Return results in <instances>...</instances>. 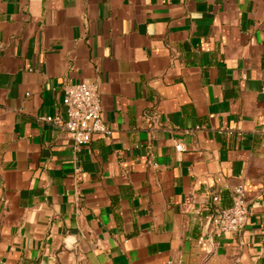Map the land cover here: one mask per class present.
Returning a JSON list of instances; mask_svg holds the SVG:
<instances>
[{"label":"crops","instance_id":"1","mask_svg":"<svg viewBox=\"0 0 264 264\" xmlns=\"http://www.w3.org/2000/svg\"><path fill=\"white\" fill-rule=\"evenodd\" d=\"M67 79L112 131L79 149ZM263 126L264 0H0V264H264Z\"/></svg>","mask_w":264,"mask_h":264},{"label":"built area","instance_id":"2","mask_svg":"<svg viewBox=\"0 0 264 264\" xmlns=\"http://www.w3.org/2000/svg\"><path fill=\"white\" fill-rule=\"evenodd\" d=\"M62 113L41 115L39 120L65 131L73 140L75 148L87 145L93 135L105 138L111 134V128L106 124L101 107L97 86L89 82H74L65 80L62 86ZM264 137V126L259 129ZM178 150L181 146H176ZM231 204L218 209L212 214L206 225L211 234L238 233L244 227L248 202L243 186L232 189ZM204 240L203 236L199 242Z\"/></svg>","mask_w":264,"mask_h":264}]
</instances>
